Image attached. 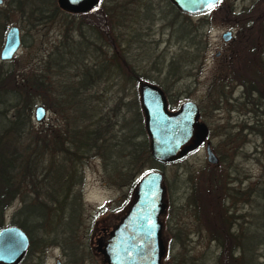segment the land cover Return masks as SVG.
<instances>
[{
	"label": "rangeland",
	"instance_id": "374dc122",
	"mask_svg": "<svg viewBox=\"0 0 264 264\" xmlns=\"http://www.w3.org/2000/svg\"><path fill=\"white\" fill-rule=\"evenodd\" d=\"M0 1V13L8 14L6 24L4 19L0 22V52L9 27H17L21 35V45L14 58L9 62L0 61V73L5 71L15 75L21 87L29 86L31 77L39 75L45 77L48 85L49 106L44 105L42 97H37L31 107L29 126L34 132L47 131L46 139L51 152L46 159L49 162L55 154H59L54 140L62 141L64 147L69 140L67 134L61 139L57 137L60 135L57 133H64L70 126L69 103H62L58 107L59 96L64 95L62 87L77 82V77L84 71V65L95 67L102 59H110L113 52L108 45L111 37L119 33L117 24L113 20L112 29L110 24L102 28L98 14L86 16L81 15L84 13H69L60 7L53 17L41 19L39 11H14L9 6L10 0ZM255 1L220 0L217 7L202 15L180 12L178 22L190 24L197 40L201 42L199 54L194 52L195 48L187 46L186 51L198 56L195 59L193 56L182 55L186 43L169 26L168 22L174 18L177 10L174 11L168 1L149 0L154 9L153 22L146 21L142 29L136 30L135 24L126 29L121 28L126 40L125 48L121 51L136 75L142 81H147L141 85L153 84L152 86L159 87L171 112H177L187 101L198 106L199 121L209 129L205 144L212 148L218 164L211 165L207 162L203 147L178 162L144 165L132 178L137 184L131 189L132 180L125 184L112 169L117 160L116 154L111 153L107 162L99 156L82 159L74 173L66 174L73 177L70 179L74 181V192L78 194L80 203L78 227L75 230L78 245L76 253L84 264H107L102 254L104 245L135 201L139 180L150 171L163 174L165 210L160 216L163 252L160 264H219L217 253L214 254V251L217 252L215 245L210 244L205 233L208 231L203 229L205 223L211 224L218 216L210 217L209 212L206 214L204 201L207 200L218 211L217 201L223 200L225 195L226 204L235 205V210L238 209L241 217L239 226L245 241H241L245 250L244 264H264V138L248 129L259 120L258 114L246 102L243 88L234 80L232 68L231 71L228 69V65L230 67L238 63L235 58L243 52L242 40L238 41L239 32L243 31L242 23L251 19L239 14L248 10ZM56 6H59L58 0ZM80 22L82 27H79ZM90 24H95L98 28L94 26V30H90ZM226 32L232 34V39L228 42H224L222 38ZM100 34L104 37L102 40L105 44L98 39ZM66 35L70 40L80 43V70L68 62L62 64L64 69L54 66L55 60L64 51L69 53L76 50L73 47L77 45L75 42L65 48ZM86 42L89 44L87 47ZM237 53L239 55H235ZM233 56L235 58L232 61ZM172 60L181 64V72L175 76L170 74V78H167ZM129 78L130 74L125 70L119 75L107 72L102 81L86 91L99 115L112 126L117 124L114 130H118L123 117H131L135 112V104L142 117L144 116L139 105L141 85ZM4 99L5 101L0 98V124L5 116L11 117L15 112L11 107L14 101ZM127 104L132 107L128 109ZM37 106L46 110V117L42 122H37L34 118ZM143 138L149 141L148 134ZM40 183L41 181L37 184ZM195 183L200 184L198 188L203 196L206 194L205 199L202 196L195 198L191 194V186ZM216 184L229 186V193L225 190L223 193L213 190ZM191 195L198 201V211L192 208ZM200 207L204 210L205 223L199 213ZM18 208L20 199L7 209L4 215L5 227L12 223ZM64 247L53 246L42 253L31 255L27 264H73L70 250ZM221 264H224L223 260Z\"/></svg>",
	"mask_w": 264,
	"mask_h": 264
},
{
	"label": "trees",
	"instance_id": "16d2710c",
	"mask_svg": "<svg viewBox=\"0 0 264 264\" xmlns=\"http://www.w3.org/2000/svg\"><path fill=\"white\" fill-rule=\"evenodd\" d=\"M56 1L10 0L9 6L14 11L25 12L26 9H30L31 12L39 11L41 19H49L59 11ZM164 1H168L173 10L176 9L169 0ZM153 11L149 0H100L95 9L81 14L86 16L98 14L97 18L101 19L102 28L110 24L112 29L114 20L119 33L109 40L108 46L113 52L110 59H102L101 63L96 64L95 67L84 65V71L77 77L78 81L62 87L64 95L59 96L58 107H61L62 103L65 105L69 103L71 108L68 110L71 116L68 118L69 128L64 130V133L62 131L57 133L60 134L57 137L59 139L67 134L69 140L66 147L63 146L62 141L54 140L59 154H55L49 162L46 159L51 152L46 139L47 131L34 132L29 126L30 111L35 99L40 96L44 100V105L49 106L47 104L48 85L45 77L41 75L31 77L30 85L21 87L15 75L5 71L0 73V98L4 101V98L13 100L11 107L15 111L11 117L5 116L0 124V230L5 227L4 215L7 209L14 201L20 199V208L15 211L9 226H16L25 231L30 245L19 264H27L31 255L42 253L53 246L63 248L66 246L73 257L72 263L84 264L82 258L76 253L78 245H76L75 230L78 227L80 203H78V194L74 192V181L70 179L72 176L66 174V172L74 173L82 159L88 160L91 156H99L107 162L111 153L116 154L117 160L114 161L112 169L125 184L132 180L131 189L137 184L132 178L141 167L158 164L150 156L149 141L143 138L147 135L145 116L142 117L136 104L135 112L131 117L129 119L123 117L118 130H114L117 124L112 126L103 116H100L96 105L87 95L89 88L102 81L107 72L119 75L125 70L130 74L129 79L137 81L139 85L147 82L136 75V71L130 67L125 54L121 51L126 44L121 28L126 29L135 24L136 30L142 29L146 21L153 22ZM180 15L177 10L174 18L168 23L173 29L172 32L176 33L184 44L186 43L182 55L193 56L186 51L187 46L195 48L194 52L199 54L202 49L201 42L197 40V35L190 24L178 22ZM239 15L251 19L242 23L243 31L239 32L238 41L242 40L243 52L241 55L235 54L239 56L232 58V61L235 58L238 63L231 65L232 67L228 65V69L232 68L234 80L243 88L246 102L252 106L253 112L258 114V122L251 124L248 129L256 131L264 138V0H256L248 10ZM2 19L6 24L8 14L0 13V22ZM82 25L80 22L79 27ZM90 25L93 27L89 29L94 30L96 25ZM3 30H6L5 25ZM82 37L85 39L84 35ZM65 38L67 41L65 48H69L75 41L72 39L71 41L68 35ZM103 38L101 34L98 37L101 43ZM76 44L73 47L78 52L64 51L55 60L54 66L63 68L62 64L68 62L73 63L80 70L79 67L82 64L79 53L80 43ZM85 45L87 47L89 44L86 42ZM197 57L193 56L194 59ZM181 68L180 63L177 64L172 60L169 63L167 78H170V74L175 76L181 72ZM139 105L141 106L140 100ZM127 107L129 109L132 106L127 104ZM39 181L41 183L37 184Z\"/></svg>",
	"mask_w": 264,
	"mask_h": 264
},
{
	"label": "water",
	"instance_id": "95a60500",
	"mask_svg": "<svg viewBox=\"0 0 264 264\" xmlns=\"http://www.w3.org/2000/svg\"><path fill=\"white\" fill-rule=\"evenodd\" d=\"M99 1L58 0V5L69 13H86L95 9ZM169 1L179 12L187 15L206 14L220 2V0ZM222 38L224 42L230 41L231 32H226ZM20 45V30L17 27H9L0 52V61H11ZM139 95L153 161L158 164L178 162L206 141L209 129L199 121L200 111L196 104L187 101L177 112H171L167 108L163 93L149 84L141 85ZM45 117V108L37 106L34 111L35 120L42 122ZM206 156L209 164H218V158L209 146ZM162 184L163 174L159 171H150L139 180L135 201L104 245L102 254L107 264L161 263L163 252L160 216L165 210ZM29 245V237L21 228L4 227L0 230V264H19L25 257Z\"/></svg>",
	"mask_w": 264,
	"mask_h": 264
},
{
	"label": "flooded vegetation",
	"instance_id": "af4514ba",
	"mask_svg": "<svg viewBox=\"0 0 264 264\" xmlns=\"http://www.w3.org/2000/svg\"><path fill=\"white\" fill-rule=\"evenodd\" d=\"M207 146H209L207 143L205 144V142L195 151H198L200 149H202L204 147L205 151L207 150ZM209 148L212 150V148L209 146ZM213 152V150H212ZM200 184H193L191 186V194H193V196L196 198L197 196H202L203 199H205V196H203V194L199 191V187ZM213 190L222 192V191H228L229 193V186L227 187V185L225 184H216L213 186ZM208 191V190H207ZM223 193V192H222ZM197 194V195H196ZM196 195V196H195ZM226 195L223 197V200L221 201H217V209H213L215 208V206H211L210 203H208V201H204L205 202V206L206 209L205 210L206 214L207 212H209L210 217L212 216H218L217 218H215V220L213 222H211V224L209 223L208 225L204 222V210H201L200 207V212L202 215V219L203 222L205 223V228L201 227L204 230H207L208 232L206 233V236H208L209 238V242L210 244H214L215 245V249L217 250V252L214 251V254L217 253V259L219 264L222 263V260L224 262V264H244V256H245V250H244V246L242 245V242L244 241V237L241 236L242 232H240V226H239V220L241 219L239 213L237 212L236 206L233 205L231 206L230 204H226ZM193 199L192 195H191V202H192V208L195 211H198V201L197 199ZM193 199V201H192ZM223 202V205L221 204ZM203 223V224H204ZM236 225L238 226V229H236ZM231 240L233 243L231 244L230 241Z\"/></svg>",
	"mask_w": 264,
	"mask_h": 264
}]
</instances>
